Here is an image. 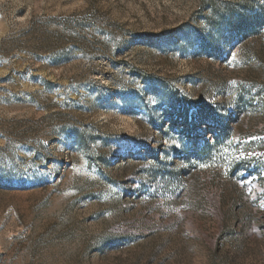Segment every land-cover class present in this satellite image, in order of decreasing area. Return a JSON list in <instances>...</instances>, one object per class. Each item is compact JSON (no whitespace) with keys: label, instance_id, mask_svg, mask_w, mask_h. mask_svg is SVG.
I'll list each match as a JSON object with an SVG mask.
<instances>
[{"label":"rangeland","instance_id":"obj_1","mask_svg":"<svg viewBox=\"0 0 264 264\" xmlns=\"http://www.w3.org/2000/svg\"><path fill=\"white\" fill-rule=\"evenodd\" d=\"M0 264H264V0H0Z\"/></svg>","mask_w":264,"mask_h":264}]
</instances>
